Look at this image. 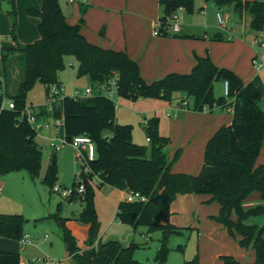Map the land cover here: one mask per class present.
Returning <instances> with one entry per match:
<instances>
[{"label":"trees","instance_id":"obj_1","mask_svg":"<svg viewBox=\"0 0 264 264\" xmlns=\"http://www.w3.org/2000/svg\"><path fill=\"white\" fill-rule=\"evenodd\" d=\"M221 7L231 5L241 14L251 16L249 29H264V1L213 0ZM12 5L14 0H10ZM40 8L27 9V13L39 19V38L32 43L17 42L15 22L11 23L10 37L14 47H2L0 72L6 84V96L14 101L13 110H0V174L23 170L34 180L41 169L42 150L36 142V133L26 122L19 120L26 105V93L40 82L45 88L57 83L58 73L65 67L64 59L72 55L77 63V76H88L91 84L105 82L117 77V93L121 98L136 101L139 98L171 101L175 93H184L186 106L193 111L204 108L214 111L225 107L226 97H216L213 84L227 80L232 98V121L222 125L206 143L203 164L196 175L172 172L171 165L179 157L177 150L168 159L166 147L169 138L159 132L157 117L144 123L148 147L132 140V126L116 121V106L113 101L100 95L72 97L63 95L59 103L48 113L44 107L41 114L62 118L61 131L67 138L86 134L95 143L96 158L90 163L91 171L82 174L85 190L78 195L82 210L77 220L88 225L85 249H80L75 236L66 226L65 218L54 216L62 231V240L68 255L77 264H144L133 256L137 244L123 246L117 241L102 242L99 238L100 224L94 203V187L91 179L97 176L98 187L138 191L146 197L145 202L119 201L115 217L129 225H146L150 231L160 230L162 238L155 256L156 264H166L170 235H178L182 229L169 222V208L178 194H208L210 201L220 205L219 213L212 219L222 224L230 235L237 233L242 248H252L255 260L247 264H264V226L247 224L249 217L259 216L264 206L259 204L247 209L242 201L252 192L264 199V161L256 164L264 134V111L259 107L261 93L252 83H243L233 71L216 66L208 56H197L196 63L188 73H169L164 77L146 82L140 75L137 64L124 51L104 49L88 42L80 33L83 14L87 6L80 3L81 17L77 24H68L58 0H40ZM162 15L159 18L160 32L166 33L169 17L182 8L187 13L194 9V0H158ZM215 39H221L216 36ZM12 60L24 65L22 79L14 94L7 92V64ZM181 100V102L183 101ZM2 97H0V105ZM180 102V103H181ZM108 132L109 135H104ZM57 179L56 163L51 162L42 182L48 187ZM79 182L74 180L72 187ZM67 198L68 201L72 200ZM234 212L236 219L231 218ZM160 220L164 224H160ZM158 221V222H157ZM24 218L21 214L0 213V238L20 240L24 233ZM222 264H240L233 256L220 257ZM0 264H20V255L12 251H0ZM184 264H200L195 255Z\"/></svg>","mask_w":264,"mask_h":264},{"label":"crops","instance_id":"obj_2","mask_svg":"<svg viewBox=\"0 0 264 264\" xmlns=\"http://www.w3.org/2000/svg\"><path fill=\"white\" fill-rule=\"evenodd\" d=\"M80 3L87 6L80 27V33L84 38L91 44L104 49L124 51L137 64L141 77L148 83L169 73L190 72L196 63L197 56H208L216 66L227 68L237 76L239 75L243 83L253 80L260 87L261 80L264 81V67L256 71L251 66L253 72L261 75L262 78L256 76L250 81L242 79L247 77L253 58L264 63V29L261 31L249 29L251 16L247 11L241 14L236 13L241 25L237 33V26L227 25L228 29H224L218 25L217 18L215 22L208 21L206 14L209 12L211 14L215 10L217 14L222 6L218 7L213 0H194V9L191 14L182 8L175 12L180 23L178 32L167 29L166 33L155 34L156 22L162 15L158 0H60L59 4L68 24L73 25L79 22ZM39 8L40 6L35 9ZM230 14L227 12L225 15L226 23ZM33 17L36 18L37 28L39 19ZM216 36H220L221 39H215ZM236 37L240 39L238 42H236ZM38 38L39 33L33 40ZM16 39L19 42L17 36ZM34 41H25L21 44ZM236 43L243 45L249 52V56H252L250 64L247 59L245 60L249 66L243 73L236 63V51L234 50ZM15 45L13 41V44L0 46V48ZM59 81L61 82L60 79ZM216 82L219 93L223 90V80ZM61 86H63L62 82ZM183 99H185L184 93H175L171 101L152 98H139L136 101L125 100L129 102L130 109L149 114V118L158 112L164 115L165 121H159V132L169 138V144L166 147L168 159L180 150L179 157L171 165V171L196 175L203 164L207 141L219 127L231 123L232 111L225 110V107L215 108L214 111L206 108L202 111H193L190 108L181 107L180 102ZM173 100H176L175 104ZM187 100L190 104L191 100ZM116 121L118 122L117 118ZM263 161L264 158L261 162H258L257 158L256 164ZM119 191L124 195L125 191ZM210 198L208 194H178L170 204L169 222L181 228H205L207 238L214 247L210 253L211 264H222L220 257L223 255L233 256L240 264L253 262L255 260L254 249L240 247L238 244L240 236L237 233L235 236L230 235L222 224L212 219L213 216L218 215L220 205L216 201H210ZM75 200L80 201L78 198L67 201ZM259 204L264 206V199H261L258 192H252L241 203L244 209ZM81 210L76 215L62 216L67 219V227L71 221H78L77 217ZM231 218L236 219L234 212ZM245 223L264 226V212L259 216L249 217ZM86 226L88 230V225ZM42 239L46 240V237ZM12 242L14 241L0 238V251L17 252L18 249L12 246ZM27 245H35V243L32 240V243ZM68 261L66 264H77L70 256ZM20 264H22L21 255Z\"/></svg>","mask_w":264,"mask_h":264},{"label":"rangeland","instance_id":"obj_3","mask_svg":"<svg viewBox=\"0 0 264 264\" xmlns=\"http://www.w3.org/2000/svg\"><path fill=\"white\" fill-rule=\"evenodd\" d=\"M60 2V0H58ZM40 0H0V46L13 44L10 37L11 23L15 22V32L19 43L25 41H34L38 35L36 28V18L27 13V9L38 8ZM224 16L230 12L226 25L236 27L237 33L240 30V19L231 5L225 4L218 9ZM216 10L208 15L209 22L216 21ZM191 14V13H190ZM200 14V13H199ZM202 14V13H201ZM238 35V34H237ZM240 40L236 37V42ZM1 49V48H0ZM236 63L241 67L243 73L248 69V63H251V57L247 49L240 43H236ZM1 58V51H0ZM248 60L246 63L245 60ZM65 67L58 73L62 82V95L72 96L74 91L79 94L87 88L91 81L88 76H77V63L72 55L65 56ZM250 65V71L243 81H250L252 77H261L255 74ZM24 65L21 62L12 60L7 64V92L12 95L17 90V85L22 79ZM239 76V75H238ZM240 77V76H239ZM253 82V80H252ZM254 83V82H253ZM261 86L258 87L261 93L259 107L264 111V81L261 80ZM213 93L216 97L224 96L223 90L218 93V84H213ZM46 88L37 82L32 89L28 90L25 97L26 103L33 105H42L45 102ZM176 103V100H173ZM149 114L139 113L129 108V102L119 98L116 102L115 117L120 124H129L132 126V140L140 145L148 147L150 151V142L146 140L144 123L149 119ZM148 116V117H147ZM152 117H157L160 122L165 121V117L158 112ZM151 117V118H152ZM36 133V132H35ZM104 135H109L104 132ZM46 132L41 131L36 135V142L42 150L41 169L39 176L32 180L26 171H10L6 174H0V213L21 214L25 220L23 230L24 234L30 236L35 245H24L20 240H13L12 246L22 257V264H57L58 261L63 264L68 263L69 255L62 240V231L58 226L54 216L76 215L82 207L78 200L68 202L66 198L51 191V188L43 184L42 178L48 169L53 155L56 156L57 179L53 186L70 189L76 175L80 171L82 162L77 158L76 150L69 144L61 149L53 151L50 148V142L45 137ZM264 134L262 136L261 148L258 155V162L264 158ZM94 187V203L97 212V219L100 224L98 238L102 241H117L123 246H129L134 243L138 246L133 252L136 260L144 264H156L155 256L160 246L162 232L160 230L150 231L146 225H129L118 221L115 217L119 201L125 198L126 193L122 195L121 191L110 186ZM79 199L78 195L72 197V200ZM61 203L60 205H58ZM246 205V203H245ZM63 218V217H62ZM67 219H65V222ZM158 222V221H157ZM76 238L80 249H85L87 238V226L80 221H71L68 226ZM197 227V226H196ZM201 229H182L178 235H170L167 239L168 254L166 264H184L185 261L198 256L200 264H211L210 253L214 249L207 238V231ZM46 240L42 238L45 237Z\"/></svg>","mask_w":264,"mask_h":264},{"label":"built area","instance_id":"obj_4","mask_svg":"<svg viewBox=\"0 0 264 264\" xmlns=\"http://www.w3.org/2000/svg\"><path fill=\"white\" fill-rule=\"evenodd\" d=\"M218 25L221 28L228 29L226 25V17L218 12L216 14ZM159 21L156 22L155 34H160L158 30ZM167 29L173 32H178L180 29V23L177 18L176 13H173L168 19ZM252 66L256 71H260L264 67V63L257 58L252 59ZM93 94H100L111 101L116 102L120 98L117 93V77L113 76L105 82L90 85L79 94L78 90L74 91L72 97H87ZM223 94L227 99V104L225 105V110L232 111V98L229 96V83L227 80L223 81ZM45 102L42 105H33L26 103L25 107L21 110L19 120L26 121L31 128L36 132V135L41 131L46 132V138L50 142V148L53 151L61 149L64 145H71L77 154V158L82 162L80 165V171L76 175L77 181L79 182L74 187L70 189L61 188L59 186H52L51 191L61 195L64 198H69L72 195H80L84 192L85 187L82 182V174H88L90 169V163L96 158L95 143L86 134L76 135L73 138H67L64 132L61 131L63 120L62 118H52L41 114V108L44 107L45 110L50 113L52 109L59 103L62 98V86L57 83H52L46 86ZM0 97H2V102L0 105V110H13L15 108V103L13 100L6 96V84L2 73L0 72ZM181 106L187 105V100H183L180 103ZM148 140V139H147ZM99 179L94 176L91 179V183L95 186L98 185ZM2 184L0 183V188ZM127 202H145L146 197L138 191H128L124 198ZM46 237V236H45ZM21 243L24 245L31 244L32 239L28 235H23L20 239ZM46 264V263H45ZM57 264H63V262L58 261Z\"/></svg>","mask_w":264,"mask_h":264},{"label":"water","instance_id":"obj_5","mask_svg":"<svg viewBox=\"0 0 264 264\" xmlns=\"http://www.w3.org/2000/svg\"><path fill=\"white\" fill-rule=\"evenodd\" d=\"M52 162L53 163L56 162V156L55 155L52 156ZM159 222H160V224H164V221L163 220H160Z\"/></svg>","mask_w":264,"mask_h":264}]
</instances>
